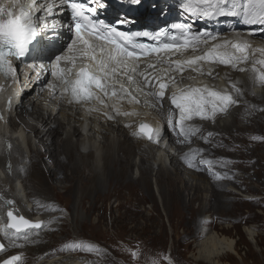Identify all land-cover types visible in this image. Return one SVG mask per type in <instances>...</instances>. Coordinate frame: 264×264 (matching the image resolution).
Returning <instances> with one entry per match:
<instances>
[{
    "label": "bare ground",
    "instance_id": "6f19581e",
    "mask_svg": "<svg viewBox=\"0 0 264 264\" xmlns=\"http://www.w3.org/2000/svg\"><path fill=\"white\" fill-rule=\"evenodd\" d=\"M240 1L246 3V0ZM240 1L236 2V5L239 10L238 15L243 20L242 8L239 9ZM232 3L233 0H230L225 7L230 8ZM149 6L148 4L145 8L138 10L140 11V16L137 19L139 23L143 24L148 21L146 15L151 14ZM173 12H176V9L168 8L167 4L164 11L155 15V20L158 16L165 17L168 13ZM228 17L232 18L233 16L228 15ZM212 18L213 20L215 18V21L210 23V28L216 27L218 22L225 20L224 15H214ZM53 19L57 21L55 27L52 26ZM63 22L61 14L50 17L51 26L54 32L58 34V42L55 46L64 41V35L67 33V30H64ZM245 26L251 28L255 36H264V25L246 23ZM243 42L249 43L253 49L264 47V43L256 39H246ZM258 59H264V57L254 53L249 55L248 63L238 64L235 68L223 64L216 66L214 74L221 75L224 79L221 80L220 84L216 83L212 87L213 90L231 92L233 97L238 100V105L230 107L227 113H218L214 120L208 119L201 123L198 122L199 117H194L191 121H186V127L191 126L200 129L190 138L179 135V128L173 127L179 118V110L171 104L169 93L165 94L161 106V102L147 94L157 89L146 88L142 83L141 89L136 87L137 93H132L131 96L117 95L113 97L99 93L97 95L100 99L94 98L89 103L84 102L83 113H78L73 104L62 103L57 95H52L41 89L40 74L29 72L27 76L23 73L21 77L22 90L17 107L19 123L15 132H11L8 127L4 126L3 120L7 117V111L3 102V95H10L15 101H18L19 96L9 88H0V115L3 116V119L0 120V146L5 145L3 149L0 147V150L2 149L0 152V179H5L4 171L8 175L22 178L24 182L22 187L27 190L29 200L34 201L37 207L30 208L16 194L15 188L11 187L12 189L8 190L3 184H0V197H2L0 198V244L4 245L3 249H15V247L20 246L22 247L21 256L15 253L9 255L11 257L19 255L21 258L23 256L24 259L36 258L34 264H92V259L97 264H119L118 260L128 264V259L133 258L131 252L121 249L114 243L113 239L112 248L96 247L98 251H91L90 260H84L79 255L53 256L52 252L59 245V247H63L74 241H82L87 244L85 239L87 232H98L99 229L90 220L91 214L97 208L98 201H100L101 207L110 206L117 211L121 208L125 209L124 212L126 213L119 216L129 222H134V225L143 219L144 224L148 222L163 229L161 217L154 218L148 214L150 212H147L146 209L140 208L141 204L146 201L151 202L152 209L155 211L160 207L152 188V177L155 175L157 184L161 188L163 207L169 212L180 211L182 213L183 211L185 214L193 216L195 221L193 222L196 224V230L193 234L203 235L194 245L195 260L208 264H230L227 261L231 259V256L238 255L237 238L214 230L206 231L205 227L201 229V225L211 220L204 217L203 212H206L204 210L209 207H216L217 202L213 203V199H209L210 197L207 196L206 200L200 197L202 188L197 184L199 182L195 183L193 179L197 180L201 173L193 169L203 168V166L199 165V156L194 158L192 155L196 153L198 155L199 151L203 149L204 152L206 151L204 159L211 158L210 160L232 164L230 168L232 166L236 168L251 161L254 163L252 165L254 173L262 172V170L255 168L259 161L252 157L254 153L259 152L261 153L260 159L264 158V90H260L262 85L259 80L254 79L252 72V61ZM241 67L247 69V74L238 70ZM255 67L261 70L256 65ZM203 72L205 81L202 82L199 80L200 77H197L192 81V85L186 87H182L180 81L188 79L189 74H194V72L189 70L173 72L176 78H180V81L176 82L179 83L176 93H179L181 89L210 87L207 83L212 81L214 76L208 67H204ZM209 72L211 75L208 74ZM137 77L138 82H140L141 78ZM166 82L170 84L171 81ZM233 84L241 89L242 95H238L232 90ZM124 85L130 92L131 85L126 82ZM226 85H229V90L226 89ZM166 91L171 90L168 87ZM64 94L70 98V93ZM132 97H135L136 101L139 102H133ZM101 99L103 103L100 102ZM120 103L124 106L123 112L127 111L133 114L127 116L116 114L123 120L122 122L104 121L111 117L110 106H118ZM158 103L160 108H158ZM57 104L65 105L59 111ZM169 109L173 110L172 115H170L173 118L172 124L169 123L170 116L167 114ZM77 114L79 117H76ZM228 117L230 118L228 119ZM84 118H93L99 127L84 125L83 122L79 121ZM138 119L147 120V124L156 130L157 134H154L153 139L150 140L145 135L141 136V133L137 131ZM87 123L90 122L87 121ZM11 125H16L15 118H11ZM209 132L212 133L211 136L208 135ZM252 137L262 139L254 140ZM196 140L199 141L198 146L194 144ZM8 142H14V148L11 151L6 148ZM82 147L89 150L84 151ZM26 149L30 153L29 156L26 154ZM14 152L18 153V156H14ZM135 154L140 157L139 163L134 161ZM13 157L15 159L12 161ZM94 157L95 161L93 160ZM9 159L13 165V171L10 174L7 166H5V162ZM168 163L173 166V169L168 166ZM179 163H184L185 166L182 167ZM1 164L4 165L3 169H1ZM136 165L140 171L138 177H134ZM252 173L250 171L248 174ZM203 178L201 179L203 180ZM205 178L207 177L205 176ZM27 181L32 182L31 186L27 185ZM237 182L240 183L241 181L238 180ZM226 190L235 191L232 187L223 189L221 194L216 193L218 200L230 197V193ZM112 196L115 199L111 203ZM6 200H13L15 203L8 205L5 203ZM195 200H200L198 210H193ZM87 203L88 206H86ZM224 204L227 205L226 202ZM79 207H85L87 214L83 219H80L75 213ZM9 208L13 209L17 215L24 214L32 221H43L42 227L50 223L51 218L60 214H58V210L67 211L72 216L71 220H75L78 224L77 229H79V235L81 234L82 237L80 236L81 238L78 240L72 239L69 222L66 220L59 229V232L62 233L60 238H57L54 232L42 233L41 231L38 233L36 228H29L17 234L13 229H6L8 222L6 213ZM40 212L51 213L45 217ZM118 217L115 215V222ZM51 223L53 225V222ZM244 231L251 241L254 237L256 239L255 232L249 227H244ZM28 232H32L33 236L27 239L22 238L23 234ZM101 234L105 239H111L105 233ZM162 235H165L163 230L160 236ZM50 238L51 242H48L47 240ZM136 241L141 243V249L138 247L134 251L138 252V263L142 264L143 261L140 257L143 255L144 249L147 248L144 246L145 240H128L125 243L131 247L132 243L135 244ZM1 251L0 261L9 257ZM116 255L118 260L114 257ZM129 256L130 258H128Z\"/></svg>",
    "mask_w": 264,
    "mask_h": 264
},
{
    "label": "snow or ice",
    "instance_id": "6c2138e0",
    "mask_svg": "<svg viewBox=\"0 0 264 264\" xmlns=\"http://www.w3.org/2000/svg\"><path fill=\"white\" fill-rule=\"evenodd\" d=\"M94 0H87L86 3L77 2V0H59L61 5H67L72 9L71 19L73 23L69 25L70 30L74 33L72 42L67 45V54L55 56L52 62L51 75L59 81V86L63 93H70L72 102L90 101L92 99H100L96 94L103 93L104 96H117L118 92L125 96H131L129 90L123 84L117 89L114 81L115 77H126L129 82L140 83L146 88H156L154 92L147 93L153 96L159 102L164 100L168 83L166 81L175 82L173 72H182L186 67L191 68L203 61L219 62L225 66L235 68L238 64H245L249 61V55L259 53L264 56V47L253 49L247 42H214L216 37L209 38V34H195L191 30V25L185 23H175L171 26L175 33H170L166 29L158 32H134L128 33L119 31L116 26L106 24L103 20H95L97 8L92 7ZM133 4H139L140 0H131ZM227 0H182L180 8L185 13L193 16L212 18L214 15L236 16L239 10L233 0L232 6L226 8ZM56 6V0H31L27 6H18L16 0L5 6L0 5V72L4 75L12 77L15 80L16 69L12 60L20 59L29 52V46L32 45L38 35L39 21H43L44 28L48 27V18L52 16ZM104 7L103 3L97 5ZM19 7V11H15ZM244 22L249 24L259 23L264 25V0H246L242 7ZM39 13V15H36ZM57 21L53 19L52 26L55 27ZM118 24H124L126 21L120 19ZM138 37H147L155 41L153 44L138 42ZM203 46V54L197 55ZM191 52L187 58L181 59L184 53ZM161 53L164 56H161ZM177 55L178 58L173 59L172 56ZM159 57L157 64L149 63L148 69L151 72L145 73L139 71V64L142 58ZM167 57V59H165ZM65 61L71 65L68 68L59 66L61 61ZM77 61L85 64V66L76 69ZM252 72L254 79L260 81L264 86V70H258L255 65L259 64L264 68V59L253 60ZM32 67H35L34 65ZM43 69L44 65H40ZM76 69L75 78H73V70ZM198 70V69H193ZM241 72L246 71L245 68L238 69ZM211 75V73H208ZM136 76L141 78L138 83ZM109 81H113L109 83ZM155 81V83H153ZM56 85H53V91ZM232 90L238 95H242L241 89L232 85ZM171 104L175 109L179 110V118L175 121L173 127L179 128V135L190 138L200 131L197 127L185 126L186 121H191L193 117H199L201 120H214L218 113H227L229 108L238 105V100L233 97L231 92L211 90L207 86L198 88L181 89L179 93H172ZM132 101L138 103L135 97ZM103 103V100H100ZM10 104V101H9ZM117 114L132 115L127 111ZM3 116L0 115V120ZM111 119V117H109ZM169 123H173L170 116ZM130 126V125H129ZM139 131L148 139H153L156 130L146 123H141ZM212 135L211 132L208 133ZM252 139H262L260 137H252ZM202 163L212 165V161L205 160ZM190 166H192L190 164ZM216 179L230 178L226 174H214ZM2 198V197H0ZM6 204L13 205V200H6ZM7 224L6 229H13L15 233H20L26 228L42 227L41 223H31L23 216L15 215L13 210L6 213ZM7 235V232H5ZM27 239V234L24 236ZM4 245L0 244V250ZM68 251H98L92 244H86L82 241H74L65 245ZM133 257L138 256V252L131 251ZM19 256H12L4 260L2 264H16ZM167 259V258H166ZM151 264H158L153 259ZM169 264L171 260L169 259Z\"/></svg>",
    "mask_w": 264,
    "mask_h": 264
},
{
    "label": "rangeland",
    "instance_id": "374dc122",
    "mask_svg": "<svg viewBox=\"0 0 264 264\" xmlns=\"http://www.w3.org/2000/svg\"><path fill=\"white\" fill-rule=\"evenodd\" d=\"M240 2L242 3V7H243L244 5L243 1ZM256 66L258 68H261V70H264V68H262L261 65L256 64ZM242 73L247 74L246 71ZM220 79L222 80L224 79V77L219 76L218 79L217 78L214 79V83L215 84L218 83ZM226 86H227L226 89L229 90L230 89L229 85ZM260 90L261 91L264 90V86H260ZM158 108H160L159 103H158ZM168 111L169 112H167V114L169 116L172 115L171 112L173 110L169 109ZM229 118L230 117H228V119ZM203 121L205 122L206 120H201L200 118L198 119V122L203 123ZM194 144H197L198 146L199 141L197 142L196 140ZM4 147L5 145L2 147V149ZM6 148L10 149L11 151L14 148V142L13 143L8 142L6 144ZM82 149L84 151L89 150L83 147ZM26 151H27L26 154L29 156L30 155L29 151L27 149ZM200 151L198 155L197 153L195 155L194 154L192 155L194 156V158L199 156L198 158L200 161L199 165L201 164L200 166H203V168L197 167L196 169H193L194 171L201 173V175L198 176L199 178H197V180L193 179V182L195 183H197V181L199 182L197 184L200 185L202 188L200 190L202 194V195L200 194V197H203V200H206L207 197H210L209 199H213V203L216 202L218 203V204L216 203L217 205L216 207L215 206L209 207L207 208V210H204L206 211L205 213L203 212L204 217L210 218L211 220L208 223L203 224L204 226L201 225V229L205 227L206 231L214 230L220 233L231 235L232 237H235V239L237 238L238 255H232L231 259L227 261L228 263L264 264V158L260 159L261 153L259 152H256L252 155L253 158L259 161V164H257L255 168L262 170L261 173L255 174L253 171L254 168L252 166L254 163L251 161L244 163V165L242 166H237L236 168L235 166H232L230 168L232 164L229 165L228 163L222 161L210 160L211 158H205L206 160L213 161L212 165L209 166L208 164L201 162V161H205L204 157H206V153H205L206 151L204 152L203 149ZM13 155L18 156V153L14 152ZM133 158L136 163H139L140 157L138 154H135ZM14 159L15 158L13 157L12 161ZM10 160L11 159H9V161L8 160L6 161L8 163L5 162V166H7L9 170V174L13 171L12 161ZM93 160L95 161V157L93 158ZM179 164H181L182 167L185 166L184 163H179ZM137 165L134 170V177L140 176V171ZM1 166H2L1 169H3L4 165L1 164ZM168 166L173 169V166L170 163H168ZM250 171L251 173L252 172L253 173L248 174L250 173ZM4 173H5V179L4 178L2 180L0 179V184L1 185L3 184V186L6 187V189L8 190H10L11 187L15 188V192L17 191L16 194L20 196L22 201L25 202L27 206H29L30 208L31 207L37 208L34 201L29 200L27 190H25V188L22 187V184L24 183L23 179L17 176H11V174L8 175L6 174L5 171ZM215 173H219L222 176L226 174L230 178L218 180L214 175ZM6 175H8L9 177ZM205 176L207 178H205ZM201 178H203V180ZM238 180H240L241 182L240 183L237 182ZM218 182L219 183L221 182L222 184L221 183L219 184ZM31 183L32 182L27 181V185L31 186L30 185ZM229 187H232L236 192L226 190L230 193V197H228V199L223 198V200H218L216 197L217 195L216 193L221 194L223 189ZM152 188L156 196V199L160 204L159 209L157 211L153 210L150 201H146L144 204H141L140 208L146 209L147 212H150L148 214L153 216L154 218L161 217L162 220L161 223L163 224V229L160 226L154 224L152 225L149 224L148 222L147 223L145 222L144 224L143 219L139 220V223H137L138 226L134 225L135 224L134 222H129L123 219L121 216H119V215H123V213H126L124 212L125 209L121 208L119 209V211H117V209L115 210V208H111L110 206L101 207L100 206L101 203L100 201H98L97 208L91 214L90 220L92 221V224L94 226L96 225V228H98L99 230L96 233L87 232V235L85 236L87 244H92L95 247L102 246L109 249V247L111 248L113 247L112 245V239H113L116 245L120 246V248L123 250H128L130 253L132 250L134 251L136 248L138 247L140 248L141 243L139 241L138 242L136 241L135 244L132 243V246L129 247L128 245H126L125 242H127L128 240L135 241V240L144 239L145 240L144 246H146L147 248L144 249L143 251L144 253H142L143 255L140 257V259L143 261L142 264H151V261L153 259H155L158 262V264H169V259L171 260V264H208L203 261L195 260L196 257L193 255L195 249L194 248L195 242L201 239L203 236V235L193 234L194 231L196 230V224L194 223L195 221L193 219L194 217L188 215L187 213L185 214L183 211L182 213L180 211L169 212L167 209L163 207L161 202L162 201V194L160 190L161 188L157 184V179L155 175H153L152 177ZM114 199L115 198L112 196L110 200L111 203L113 202ZM199 202L200 200H195L194 203L195 205L193 207L194 208L193 210L199 209L197 208ZM224 202H226L227 205L224 204ZM86 206H88V203L86 204ZM57 212L58 214L60 213L57 217L51 218L50 223L44 225V227H42L41 229L39 228L36 231L38 233L41 231L42 233L54 232V235L57 238H60L62 236V233L59 232V229L63 226V222H65L66 220L69 222L70 230L72 232L71 233L72 239L75 240L80 239L82 236L81 234L79 235V229H77L78 224L75 222V220L74 221L71 220L72 216L69 215V212L67 211L65 212L63 210H58ZM49 213L51 212H47V213L42 212L41 214L47 217L50 215ZM75 213L78 214L80 219L86 217L87 214L85 211V207H79V209ZM115 215L117 217L119 216L116 222L114 221ZM51 222H53V225ZM133 226L136 227L134 230L132 229L134 228ZM244 227H249L253 232H255L257 241L255 237L252 241L248 238L247 234L244 231ZM162 230L165 235L160 236ZM101 233H105L106 235L110 236L111 239L110 238L105 239ZM25 234H27V237L33 236L32 232H28ZM25 234H23L22 238H24ZM47 241L51 242V238L48 239ZM59 246L56 249H54V251L52 252L53 256L79 255L80 258H83L84 260H90V254H91L90 251H80V250L68 251L65 249V246L63 247H59ZM9 249H3L1 253L5 252L6 256L13 255L14 253L19 254L21 256L22 247L19 246V247H15V249L14 248H9ZM114 257L117 258L118 260L117 255ZM128 258H130V256ZM128 260H129L128 264H139L137 261L138 256ZM118 261L119 264H125L122 260H118ZM35 262H36V258L24 259L22 256L21 262L19 261L18 264H34ZM92 264H97V262L92 259Z\"/></svg>",
    "mask_w": 264,
    "mask_h": 264
},
{
    "label": "water",
    "instance_id": "95a60500",
    "mask_svg": "<svg viewBox=\"0 0 264 264\" xmlns=\"http://www.w3.org/2000/svg\"><path fill=\"white\" fill-rule=\"evenodd\" d=\"M8 210H13V209H11V208H9V209H7V211ZM14 212V211H13ZM14 214L15 215H17L15 212H14ZM18 216H23L25 219H27V220H29L31 223H41L42 224V221L41 220H38V221H32L31 219H29L27 216H25L24 214H20V215H18ZM26 229H28V228H26ZM25 229H23L22 231H24ZM11 257V256H10ZM9 257V258H10ZM8 258V259H9ZM7 260V259H6ZM3 262V261H2ZM2 262L0 263V264H2Z\"/></svg>",
    "mask_w": 264,
    "mask_h": 264
}]
</instances>
